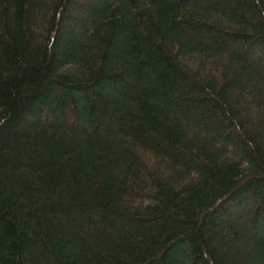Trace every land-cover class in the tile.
<instances>
[{
    "label": "trees",
    "instance_id": "16d2710c",
    "mask_svg": "<svg viewBox=\"0 0 264 264\" xmlns=\"http://www.w3.org/2000/svg\"><path fill=\"white\" fill-rule=\"evenodd\" d=\"M0 264H264V0H0Z\"/></svg>",
    "mask_w": 264,
    "mask_h": 264
}]
</instances>
